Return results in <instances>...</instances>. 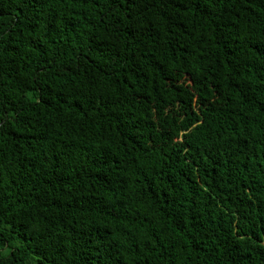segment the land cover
Returning a JSON list of instances; mask_svg holds the SVG:
<instances>
[{"label":"trees","instance_id":"16d2710c","mask_svg":"<svg viewBox=\"0 0 264 264\" xmlns=\"http://www.w3.org/2000/svg\"><path fill=\"white\" fill-rule=\"evenodd\" d=\"M6 245L264 264V0H0Z\"/></svg>","mask_w":264,"mask_h":264},{"label":"rangeland","instance_id":"374dc122","mask_svg":"<svg viewBox=\"0 0 264 264\" xmlns=\"http://www.w3.org/2000/svg\"><path fill=\"white\" fill-rule=\"evenodd\" d=\"M0 250L4 253V254H6V253H8L9 251H10V246L9 245H6V247H2V246H0ZM36 258V257H35Z\"/></svg>","mask_w":264,"mask_h":264}]
</instances>
